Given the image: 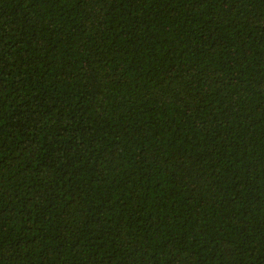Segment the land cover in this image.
<instances>
[{
  "label": "trees",
  "instance_id": "1",
  "mask_svg": "<svg viewBox=\"0 0 264 264\" xmlns=\"http://www.w3.org/2000/svg\"><path fill=\"white\" fill-rule=\"evenodd\" d=\"M0 264H264V0H0Z\"/></svg>",
  "mask_w": 264,
  "mask_h": 264
}]
</instances>
